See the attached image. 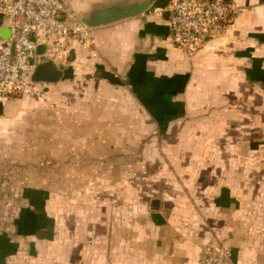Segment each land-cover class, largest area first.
<instances>
[{
	"label": "crops",
	"instance_id": "obj_1",
	"mask_svg": "<svg viewBox=\"0 0 264 264\" xmlns=\"http://www.w3.org/2000/svg\"><path fill=\"white\" fill-rule=\"evenodd\" d=\"M63 1L85 22L142 12L55 60L42 99L0 103V264L49 245L65 194L107 216L119 202L118 264H197L210 241L264 264V0H235L192 56L158 15L170 0Z\"/></svg>",
	"mask_w": 264,
	"mask_h": 264
},
{
	"label": "built area",
	"instance_id": "obj_2",
	"mask_svg": "<svg viewBox=\"0 0 264 264\" xmlns=\"http://www.w3.org/2000/svg\"><path fill=\"white\" fill-rule=\"evenodd\" d=\"M235 0H170L158 15L168 13L173 45L185 56L201 51L242 12ZM0 20L9 37L0 44V103L8 97H44L31 81L36 67L75 47L93 44V28L79 19L63 0H0ZM43 46L42 54L37 48ZM197 264H236L231 250L214 241L202 247Z\"/></svg>",
	"mask_w": 264,
	"mask_h": 264
},
{
	"label": "rangeland",
	"instance_id": "obj_3",
	"mask_svg": "<svg viewBox=\"0 0 264 264\" xmlns=\"http://www.w3.org/2000/svg\"><path fill=\"white\" fill-rule=\"evenodd\" d=\"M77 203L85 206L83 201H70L67 194L63 195L58 202L59 230L54 238L51 236L49 245L32 256L21 254L10 264H118V257L124 254L118 245V229L122 226L119 202H110L109 216L92 200L88 208H77ZM107 218L108 233L103 224ZM125 251L127 258L131 257L130 250Z\"/></svg>",
	"mask_w": 264,
	"mask_h": 264
},
{
	"label": "water",
	"instance_id": "obj_4",
	"mask_svg": "<svg viewBox=\"0 0 264 264\" xmlns=\"http://www.w3.org/2000/svg\"><path fill=\"white\" fill-rule=\"evenodd\" d=\"M142 12V10H134L130 12H121L116 8H109L106 10H101L95 12L91 15L89 21L85 22L88 26L94 28L99 25H107L113 23L120 18L128 17L131 15H136ZM163 16L168 20L169 14L166 12ZM221 29L217 28L216 32ZM44 50L43 46L37 48V54H42ZM62 77L61 68L57 67L53 61H47L38 65L31 76V81L36 84H54L58 82ZM157 205V202H153Z\"/></svg>",
	"mask_w": 264,
	"mask_h": 264
}]
</instances>
